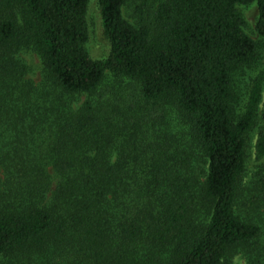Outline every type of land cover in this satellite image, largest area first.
Segmentation results:
<instances>
[{
  "label": "trees",
  "instance_id": "16d2710c",
  "mask_svg": "<svg viewBox=\"0 0 264 264\" xmlns=\"http://www.w3.org/2000/svg\"><path fill=\"white\" fill-rule=\"evenodd\" d=\"M89 1L0 0V260L264 264V0H97L100 60Z\"/></svg>",
  "mask_w": 264,
  "mask_h": 264
},
{
  "label": "rangeland",
  "instance_id": "374dc122",
  "mask_svg": "<svg viewBox=\"0 0 264 264\" xmlns=\"http://www.w3.org/2000/svg\"><path fill=\"white\" fill-rule=\"evenodd\" d=\"M158 0H148L146 8H142L140 11L138 7H141L140 2L136 0H130L123 9L124 17L130 22H137L140 19H144L146 22L150 21L154 8L158 5ZM239 11L242 13L246 20V33L258 43H261L262 38L256 32V22L258 20V7L256 3H250L247 5H239ZM86 23L88 29V41L86 43V49L92 59L100 60L104 59L109 55L110 44L104 35L101 10L98 5L97 0H90L87 9ZM263 45V44H260ZM24 59L27 63L31 64L35 69V79L38 78L37 65L38 59L32 55H25ZM264 71V52L259 62L256 64L255 68H245L238 75V84L243 89L244 92L245 85L250 82V79L254 77L257 73ZM114 80L113 76L109 73L106 74L104 83L108 84L110 81ZM261 108L264 109V92L263 100L261 103ZM256 140V134L253 135L251 146L249 149V161L247 165V180L250 178L252 171L256 170V166L259 163L256 160V155L254 151V142ZM246 180V181H247ZM38 261V262H37ZM36 264H43V260H37ZM8 260L2 258L0 264H7ZM226 264H247L246 256L243 251H233L228 258Z\"/></svg>",
  "mask_w": 264,
  "mask_h": 264
}]
</instances>
